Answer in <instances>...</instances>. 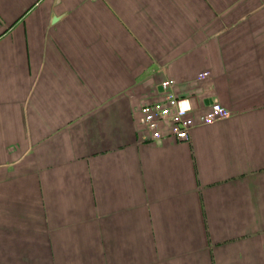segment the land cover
<instances>
[{
  "label": "crops",
  "instance_id": "obj_1",
  "mask_svg": "<svg viewBox=\"0 0 264 264\" xmlns=\"http://www.w3.org/2000/svg\"><path fill=\"white\" fill-rule=\"evenodd\" d=\"M0 264H264V0H0Z\"/></svg>",
  "mask_w": 264,
  "mask_h": 264
},
{
  "label": "built area",
  "instance_id": "obj_2",
  "mask_svg": "<svg viewBox=\"0 0 264 264\" xmlns=\"http://www.w3.org/2000/svg\"><path fill=\"white\" fill-rule=\"evenodd\" d=\"M209 72L198 74L195 82L205 80ZM176 83L173 79H165L160 83V99L147 101L141 106L140 124L148 131L149 140L161 142L171 138L176 142H186L195 126L190 113L194 110L191 99L196 96H181L174 92ZM197 108L202 111L201 123L210 124L228 115V110L216 102L205 104L197 102Z\"/></svg>",
  "mask_w": 264,
  "mask_h": 264
},
{
  "label": "rangeland",
  "instance_id": "obj_3",
  "mask_svg": "<svg viewBox=\"0 0 264 264\" xmlns=\"http://www.w3.org/2000/svg\"><path fill=\"white\" fill-rule=\"evenodd\" d=\"M208 15H210V14H208ZM160 19H161V22H166V19H167V14H160ZM162 32V30L160 29V33ZM166 79H168V78H166ZM165 80V79H164ZM163 81V80H162ZM196 82H195V80H192L191 81V84L193 85V84H195Z\"/></svg>",
  "mask_w": 264,
  "mask_h": 264
},
{
  "label": "water",
  "instance_id": "obj_4",
  "mask_svg": "<svg viewBox=\"0 0 264 264\" xmlns=\"http://www.w3.org/2000/svg\"><path fill=\"white\" fill-rule=\"evenodd\" d=\"M57 18L56 17H54L53 18V21H55ZM159 90H161V87L159 88ZM205 103H207V102H205ZM210 103V102H209ZM208 104V103H207Z\"/></svg>",
  "mask_w": 264,
  "mask_h": 264
}]
</instances>
